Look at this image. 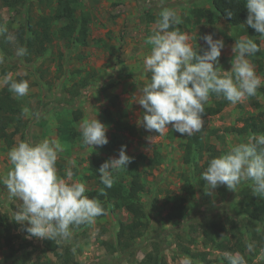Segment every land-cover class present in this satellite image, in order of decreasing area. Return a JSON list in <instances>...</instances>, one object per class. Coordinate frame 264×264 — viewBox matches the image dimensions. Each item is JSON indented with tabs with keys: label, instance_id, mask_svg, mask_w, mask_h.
<instances>
[{
	"label": "rangeland",
	"instance_id": "obj_1",
	"mask_svg": "<svg viewBox=\"0 0 264 264\" xmlns=\"http://www.w3.org/2000/svg\"><path fill=\"white\" fill-rule=\"evenodd\" d=\"M48 2L26 0L14 7H0V27L6 28V32L0 34V40L3 35L6 36L11 49L8 54L0 45V55L5 57L0 71L8 69L6 74L0 76V89L8 87L4 80L9 76L13 80L26 79L30 84L28 95L18 97L13 93L20 101L23 112L28 110L27 114H23L27 127L21 129L10 144L0 139V212L7 213L12 220L21 203L9 196L3 182L11 168L7 153L21 140H59L63 145L57 162L59 174L67 178L66 173L70 169L74 173L72 180L85 183L88 189L86 195L98 188L97 179L88 178L90 160L96 159L98 155L106 160L116 158L121 146L126 145L127 154L137 156L140 160L139 166L146 182L142 201L150 224L144 235L135 240V251L127 254L120 250L111 252L105 243L117 242L119 221L128 222L130 218L125 210L114 208L97 217L92 224L74 227L72 238L59 242L73 245L75 260L81 264H138L155 240L161 244L167 264H183L186 258H190L181 251L183 247H189L193 252L206 251L211 261L209 264H223L224 254L235 252L243 254L247 264L264 261V221L240 212L244 201L249 199L250 194L253 196L251 182L241 183L236 191L224 186L227 194L225 198L217 188L209 194L206 182L201 179L205 169L197 170L194 165L200 160V153L195 155L193 163L184 160L183 143L186 135H181L169 126L166 134L154 137L150 145L146 137L158 134L150 133L138 125L137 121L144 110L135 103L138 88L150 82L151 74L144 69L143 56L150 51L151 46L145 41L156 29L162 7L173 8L180 14L183 23L177 27L190 35L195 50L207 48L204 35L213 34L214 39L224 40L225 47L219 57L222 70L232 67L236 40L241 37L255 41L258 39L261 51L249 59L257 74L264 78V41L248 35L244 25L229 24L216 12L212 17L197 19L193 10L212 9L211 0H163V4L161 0H78L79 9L91 14L88 45H71L56 38L43 55L36 56L33 53L28 57L26 53L18 57L16 49L19 43L14 38L16 29L30 16L37 19L51 13L56 0H50L49 5ZM83 79L87 81L84 85ZM255 101L260 104L259 107ZM76 110L81 111V116L73 120L72 112ZM250 115L264 120V94L261 90L257 96L247 98L244 103L233 105L228 101L220 112L204 117V127L198 133L205 138L207 146L213 145L222 155L230 144L244 142L250 137L233 130L227 131L226 127H240ZM96 117L107 125L109 142L94 149L83 143L77 128L83 119ZM68 127L73 128L75 135L67 134ZM261 133L264 132L255 134ZM203 153L205 157L207 152ZM155 156L160 163L149 168V162ZM188 185L194 186L196 193L188 199L189 217L177 221L166 219L165 215L172 204L168 202V197L183 194ZM213 219L225 227L217 239L231 250L204 244V224ZM232 220L241 230L233 232L230 229L229 222ZM13 234L18 255L28 251L32 253L27 264H45L47 261L53 264L57 261L54 254L45 249V238H26L19 224ZM238 240L240 243L237 245ZM26 242L31 244L23 249L22 244ZM248 244L253 245L250 251ZM8 253V247L2 243L0 259ZM190 259L196 264H206L198 258Z\"/></svg>",
	"mask_w": 264,
	"mask_h": 264
},
{
	"label": "clouds",
	"instance_id": "obj_2",
	"mask_svg": "<svg viewBox=\"0 0 264 264\" xmlns=\"http://www.w3.org/2000/svg\"><path fill=\"white\" fill-rule=\"evenodd\" d=\"M245 8L248 15L244 23L264 41V0H245ZM226 15L231 17L233 13L226 10ZM182 23L175 9L162 7L157 27L145 41L151 48L143 56V66L151 77L150 82L138 88L135 103L144 110L138 125L158 134L146 137L150 145L154 137L166 134L169 126L181 135L200 132L211 94L236 105L257 96L258 89L264 87V78L257 74L249 59L261 51L254 39L236 40L232 67L222 70L219 57L225 47L224 40L214 39L213 34L204 35L207 48L201 51L200 47L197 51L190 35L177 27ZM4 32L6 28L0 27V34ZM25 54L24 47H17L18 57ZM4 63L5 57L0 55V65ZM4 84L18 97L28 95L30 90L26 79L13 80L9 76ZM27 112L25 109L22 114ZM77 130L90 148L109 142L108 127L97 117L83 119ZM126 148L121 146L119 156L106 160L98 169L100 182L106 189L114 184V172L132 162ZM62 151L59 140L48 138L38 142L21 140L7 153L11 168L3 182L9 196L21 202L12 219L21 226L26 238L68 241L74 227L92 224L105 213L97 198L85 194L88 191L85 183L72 180L74 173L70 169L67 178L59 174L57 162ZM201 179L206 182L209 194L221 185L236 191L241 183L251 182L253 195L264 198V133L230 144L224 154L210 159ZM101 193L104 194L103 189ZM247 248L250 251L253 245L248 244ZM224 259L227 264H247L239 252L225 253ZM183 264H192V261L186 258Z\"/></svg>",
	"mask_w": 264,
	"mask_h": 264
},
{
	"label": "trees",
	"instance_id": "obj_3",
	"mask_svg": "<svg viewBox=\"0 0 264 264\" xmlns=\"http://www.w3.org/2000/svg\"><path fill=\"white\" fill-rule=\"evenodd\" d=\"M26 0H0V7L2 5L15 6L23 3ZM78 0H56V6L49 14H43L37 19H33L31 16L22 23L15 31V41L19 43V47H24L28 57L31 54L43 55L49 50V46L53 41L58 38L64 42L73 45H88L90 40V21L91 14L86 10L79 9L77 6ZM212 9L195 8L193 10L195 17L201 19V17H212L216 12L221 18L225 19L231 25H244V31L252 37H259L255 30L248 27L244 22L247 19V9L245 8V0H211ZM50 4V0L48 5ZM226 10H231L233 16L228 17ZM3 35L0 40L1 48L4 52L10 54L11 49L8 46L9 39ZM4 39L7 41H4ZM259 44V40L256 39ZM205 48H201V51ZM199 51V50H198ZM8 72V69L0 71V76ZM86 80L83 79V85L86 84ZM264 94V87L258 89ZM228 103L222 96H217L215 93L211 94L210 101L205 105V113L203 118L207 115H215L220 112L224 106ZM257 107L260 104L255 101ZM23 108L20 101L14 96L8 87L0 89V139L10 144L14 136L27 127V120L23 118ZM74 114L73 120H77L81 116V111L76 110L72 112ZM72 120V121H73ZM227 131H235L239 134H246L247 136H253L252 134L264 132V120L254 115L247 116L244 119L242 126L226 127ZM69 136L75 135L73 128L67 129ZM215 131V130H214ZM186 135V134H185ZM184 147V160L187 163H193V158L197 153H200V160L194 165L195 169L203 170L207 167L210 159L220 156L219 151L215 147L207 146V141L200 133H195L191 136L186 135V141L183 143ZM203 151H206L204 157ZM132 157V162L122 169H120L114 175V184L112 188L106 189L100 182L99 167L106 161L101 155H98L96 159H91L88 166L90 174L88 178H96L98 188L88 192L89 198H97L103 205L105 213L113 210L114 208L123 209L129 214V221H119L118 230L116 233L117 242H106L107 249L111 252L120 250L124 254L132 253L135 251V240L138 237L144 235L150 224L148 214L145 210L142 194L146 191V182L143 178V172L139 166L140 160L137 156ZM160 160L157 156L149 162V168H153L159 164ZM104 190V194L101 190ZM219 194L225 198L226 189L223 185L217 188ZM183 194H174L168 197V202H172L165 217L170 221L186 220L189 217L190 206L188 199L196 195L195 188L192 185H188L184 188ZM248 194V193H247ZM243 209L241 213H246L249 217L258 221H264V198L258 197V195H249V199L244 201ZM112 204L113 208H110ZM105 213L103 215H105ZM101 215V216H103ZM99 216V217H101ZM18 224L7 213L0 212V245L4 243L9 253L0 259V264H27L32 253L30 251L18 255L19 250L16 248L14 241L13 230ZM85 224L77 226L83 227ZM230 229L233 232L241 230L238 228L235 220L229 222ZM225 229L219 221L213 219L210 222L204 224L203 239L204 244L212 246L218 249H228L227 245L217 239L219 235ZM153 244L150 250H147L144 257L138 261V264H167V259L162 255L161 244L153 240ZM238 240L236 244L238 245ZM30 242L22 244V248H26L30 245ZM45 249L51 251L57 258V261L53 264H81L78 260H75V252L73 245L64 244L59 242V239L54 241L51 239H44ZM190 258H198L203 263L209 264L211 261L207 258L206 251L193 252L189 247H183L181 250ZM45 264H52L47 261ZM192 264H196L192 262ZM200 264V263H199ZM223 264H227L224 260ZM264 264V261L253 263Z\"/></svg>",
	"mask_w": 264,
	"mask_h": 264
}]
</instances>
